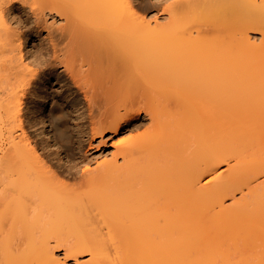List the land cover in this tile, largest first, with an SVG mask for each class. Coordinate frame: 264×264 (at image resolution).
<instances>
[{"label": "bare ground", "instance_id": "obj_1", "mask_svg": "<svg viewBox=\"0 0 264 264\" xmlns=\"http://www.w3.org/2000/svg\"><path fill=\"white\" fill-rule=\"evenodd\" d=\"M147 2L0 0V264H264V0Z\"/></svg>", "mask_w": 264, "mask_h": 264}, {"label": "rangeland", "instance_id": "obj_2", "mask_svg": "<svg viewBox=\"0 0 264 264\" xmlns=\"http://www.w3.org/2000/svg\"><path fill=\"white\" fill-rule=\"evenodd\" d=\"M147 1H148L147 3H150V2H153L154 0H150V1L147 0ZM153 13H154V15H156V11H150L149 14H153ZM157 14H159V13H157ZM46 18L48 20L47 21L43 20V29L41 31V36L39 38H46V37H48L47 36L48 31L54 29L55 28V25L58 24V21H59V17L57 15H55V18L54 19L50 18L49 16H47ZM53 20H56L55 21L56 22L55 24H52V21ZM39 38H35V39L38 40ZM28 48H32L33 49V46H31V43L29 44V47H27V49ZM27 49H24V51H26ZM56 69H57V71H60L61 72L63 68L60 65H56ZM58 85H60V84H58ZM58 85L57 84H54V86H56V87H53V88L56 91L60 90L59 87H58ZM63 89L66 92V93L64 92L65 94L63 93V95L68 94L69 91L71 90V89H68V87L66 88V86H64V88H62V91H64ZM66 89H68V90H66ZM82 100H84V99L80 97V101L81 102H84ZM31 102H33V103H31ZM34 102H35L34 100H31L28 105L32 109H34L33 110L34 112L30 113V115L35 118L36 124L34 126H32L31 128L30 127L27 128V129H29V130H27V132L30 133L29 135H31V136L34 135L33 137H31V139L34 140L33 143H32V146L37 147L36 149L39 150L38 153L41 154L40 151H43V150H41L39 147H40V145L45 144V141L43 140V136L40 133V130L42 129V127H41L42 126V123L39 122V120H38V117H37V108H35V106H36L37 103H34ZM30 103H31V105H30ZM81 104H83V103H81ZM65 106L66 107H69L71 109L70 103L67 104V105L65 104ZM69 108H67V109H69ZM141 115L142 116L140 117V120H138L140 122V125L136 129H133V130L120 131L118 133L108 132V133H106V135H104V136L102 135L103 137L100 136V135L95 136L94 138H91L90 137L91 140L89 139V136H88L89 135V132H87V134L84 136L86 139L83 138L85 140V141L83 140V144H84V146L82 147L83 150H81V152H80V154H83V156H79L77 153H75V155L77 154L74 157L76 159L75 161H77L79 163V165H80V162H81L82 159L85 160V161H82V162H86V159L88 161L91 160L92 162L91 161L88 162L89 164H87V163H84V164L81 163V164L83 165V167H84V165L87 164L86 166L89 165L92 168V167H95L97 165L98 161H101L102 162V160H107L108 158L110 159V157H112L113 154L116 153L115 152L116 151L115 147H117L118 142H122L123 143L126 139H127L126 142H130V141H128V138L130 140L139 141V142L144 141L145 138H144L143 134H144V132L146 131L147 128L151 129L150 128V125L152 127V123L149 120V116L148 117L145 116V114L143 112H142ZM87 129L89 130L88 127L86 128V131H87ZM100 139H102V140H100ZM35 140L37 141L36 144H35ZM122 140H124V141H122ZM38 144H39V147H38ZM119 144H121V143H119ZM73 148H74V151H77L76 143H73ZM78 158H80V159H78ZM119 158H121V157L120 156L118 157V161L120 162L121 159L119 160ZM78 160H80V161H78ZM223 168H224V165L223 166L221 165V167L218 168V171L221 170V169H223ZM205 176L201 177L200 182L203 183V181H205L207 179L206 178L207 176L206 177ZM62 225H66V223L65 224H62ZM50 239H52V238H50ZM50 239H49V241L51 242L50 245L53 244L52 246L54 247V250L56 252V255L59 254L58 256L60 258H62L63 256H65V254L68 253L67 251H66L67 253H65V249L63 250L62 248H59V247L57 248V246L55 245V242L58 243L57 240H55L53 238L52 241H51ZM87 257H88L87 255H82V256H79V260L77 261V263H76V261H73V260H69V263L70 264H86L85 261L87 260L86 259ZM82 260L84 262H82ZM58 264H61V263H58Z\"/></svg>", "mask_w": 264, "mask_h": 264}]
</instances>
